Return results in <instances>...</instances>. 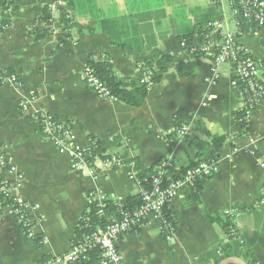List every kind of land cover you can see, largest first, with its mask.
<instances>
[{
	"label": "crops",
	"instance_id": "0c3cea01",
	"mask_svg": "<svg viewBox=\"0 0 264 264\" xmlns=\"http://www.w3.org/2000/svg\"><path fill=\"white\" fill-rule=\"evenodd\" d=\"M216 14L223 16L217 28L210 22ZM0 19L10 22L0 39V68L20 81L0 85V154L18 171L6 172L5 179L14 183L22 174L18 193L34 207L32 238L13 207L0 215V264H39L65 254L90 192L100 189L113 200L137 195L149 188L160 161L172 159L175 170L197 163L198 144L215 153L220 171L170 201L176 222L170 239L159 218L124 235V264H221L219 244L227 240L212 219L240 207L232 257L264 264V100L244 133L235 120L243 102L231 86L233 66L222 65L217 82L211 70L227 31L264 64V30L239 21L229 0H13L9 9L0 7ZM190 33L192 44L186 45L180 36ZM166 54L172 62L140 107L101 97L82 79L91 61L110 59L134 88L142 64ZM181 62L196 65L183 75ZM24 100L30 101L28 110L20 107ZM39 111L69 124L85 147L94 135L105 143V155L119 157L121 165L99 179L92 171L101 172L99 162L72 170L69 154L34 121ZM176 122L192 131L193 141L176 133ZM215 136L225 137L220 146ZM166 138L174 140L170 146Z\"/></svg>",
	"mask_w": 264,
	"mask_h": 264
},
{
	"label": "built area",
	"instance_id": "2783aa9c",
	"mask_svg": "<svg viewBox=\"0 0 264 264\" xmlns=\"http://www.w3.org/2000/svg\"><path fill=\"white\" fill-rule=\"evenodd\" d=\"M234 8L237 19L249 22L255 27L264 30V0H229ZM240 21V20H239ZM214 26L221 27L222 22L214 23ZM231 64L233 66V77L231 86L242 98L241 110L245 111L246 121L249 120L253 111H255L264 100V78L262 72L264 64L257 61L249 50L243 46L238 36L232 32L223 33V39L214 53L211 70L213 72V81L219 80V71L222 65ZM151 70L142 67L140 83L146 84L150 89L154 84L151 79ZM82 79L91 86L101 97L118 101L104 83L96 76L93 68L88 64L82 71ZM0 82L19 85L20 81L14 72L0 68ZM30 101L24 100L20 103L23 110L29 109ZM33 119L39 126L42 134L53 141L61 153L69 154L70 166L72 170H82L86 166L93 167L97 162L100 164L101 172L97 168L93 169L95 179L101 178L104 171L113 169L121 165V160L115 155H106L101 158L99 154H93L94 142L90 140V147H85L77 143V137L74 130L64 121L58 120L45 111H39L33 114ZM182 139L191 135L192 131L183 126L176 132ZM168 146L174 141L172 138H166ZM101 150V149H99ZM239 148L234 149L236 153ZM98 152V151H97ZM247 152L254 153L253 149ZM105 153V152H103ZM106 154V153H105ZM104 154V155H105ZM0 164L7 166V173H18L17 168L5 162L4 156L0 154ZM220 171V160L217 156L206 161H201L196 165L185 170H175L172 159L160 161L153 175L149 178V188L141 192L142 203L134 208H120L119 215H107V223L104 227H97V230L91 237L82 243H72V246L65 254L54 255L50 259L39 264H73L81 257H86L85 252L92 247H99L102 252V259L98 264H124L123 256L120 251L119 242L124 235L148 224L152 218L162 220L167 229V236L170 239L174 234V227L169 220L165 210L170 201L181 193L194 189L199 178L214 176ZM24 176L18 174L16 182H4L2 189L14 197V203L11 204L21 228L25 234L33 237V226L30 221V213L34 210L33 205L22 200L19 191L23 186ZM88 204L97 202L103 209V201L107 196L100 189L92 191L88 195ZM259 203H264V196ZM122 207V203H119ZM10 207V206H9ZM226 213L233 212L228 209ZM150 219V220H149Z\"/></svg>",
	"mask_w": 264,
	"mask_h": 264
},
{
	"label": "trees",
	"instance_id": "16d2710c",
	"mask_svg": "<svg viewBox=\"0 0 264 264\" xmlns=\"http://www.w3.org/2000/svg\"><path fill=\"white\" fill-rule=\"evenodd\" d=\"M13 4V0H0V7L9 9ZM47 19V18H45ZM44 19V20H45ZM49 19V18H48ZM223 20V16L221 14L215 15L211 23H215L217 21ZM10 24L9 20L7 19H0V39L2 36L3 31L6 27ZM46 31H43V33L36 34L37 38L40 39L45 35ZM180 39L186 44L191 45L193 34H185L181 35ZM172 62V57L170 55H163L160 58H157L154 61H145L142 64V67L148 68L151 70V81L155 85L159 82H161L163 78L164 72L167 70V68L170 66V63ZM89 65L93 68L94 73L96 76L104 83V85L111 91L112 95L117 98L119 102H122L124 104L133 106V107H140L149 92L148 86L146 84L138 83V85L134 88L130 87L126 82L122 81L120 77L118 76L117 72L114 69V65L110 59H106L105 61H91ZM196 63L194 62H181L177 64L178 71L180 74H189L191 70L194 68ZM4 84L0 82V85ZM235 120L238 126L241 128V130L246 133L248 131V121H246L245 117V111L239 109L235 112ZM69 126V124H67ZM176 126L179 128L183 127V124L180 122H176ZM178 128V129H179ZM192 135H187L185 139L191 138ZM192 141L194 138H191ZM90 140L94 142V147L92 149L93 154H99L101 158H105L106 155H104L105 150L103 149L105 143L103 141H100L97 139L94 135L90 136ZM225 140V137H219L215 136L213 138V141L220 146ZM201 144L197 145L198 148V157L199 160L197 163L201 161H206L208 159H211L215 156V153L211 150H208L205 148V146H200ZM101 149V150H99ZM98 151V152H97ZM102 152V153H101ZM196 162L187 168H190L197 164ZM7 166H3L0 164V215L3 213L4 209L11 206L14 201V197L10 195L7 191L3 190V183L7 180L5 179V173L7 172ZM183 169V170H185ZM152 170H154L152 168ZM201 178L198 179V181ZM197 181V182H198ZM197 184V183H196ZM142 194L139 193L137 195L128 197L124 200H113L107 198L103 203L105 204V207L102 209L97 202H92L88 204L87 209L84 211L82 216L79 219L75 234L72 239V243H82L84 241H87L89 237L93 235V233L97 230V227H104L107 223V215H113L118 216L119 209L120 208H128V209H134L138 207L142 203ZM122 203V207L119 206V203ZM241 208V207H240ZM240 208H233V212L226 213L225 211L222 213H218L213 217L212 221H216L220 224L225 239L227 242L223 243L221 242L219 244L220 247V254L222 258L232 257L234 256L233 252V246L235 243V240L238 236V232L236 229V223H235V217L238 212H240ZM167 216L169 217V220L172 222V226L176 227L175 217L173 213L166 208L165 210ZM140 227V226H139ZM138 227V228H139ZM136 228V229H138ZM86 257H81L79 260L74 262L73 264H98L102 259V252L99 249V247H92L90 249H87L85 252ZM52 256H46L43 261H46L50 259ZM42 261V262H43ZM249 264H259L253 259L249 261Z\"/></svg>",
	"mask_w": 264,
	"mask_h": 264
},
{
	"label": "water",
	"instance_id": "95a60500",
	"mask_svg": "<svg viewBox=\"0 0 264 264\" xmlns=\"http://www.w3.org/2000/svg\"><path fill=\"white\" fill-rule=\"evenodd\" d=\"M221 264H248L244 260L237 257H228L225 258Z\"/></svg>",
	"mask_w": 264,
	"mask_h": 264
}]
</instances>
